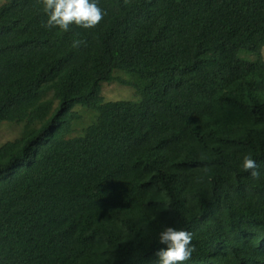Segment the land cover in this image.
Instances as JSON below:
<instances>
[{"label":"trees","instance_id":"trees-1","mask_svg":"<svg viewBox=\"0 0 264 264\" xmlns=\"http://www.w3.org/2000/svg\"><path fill=\"white\" fill-rule=\"evenodd\" d=\"M98 5L68 32L40 0L0 6V125L22 126L0 147V264H157L164 227L192 234L184 264H264V61L238 58L264 48V0ZM115 82L138 101L105 100Z\"/></svg>","mask_w":264,"mask_h":264},{"label":"clouds","instance_id":"clouds-1","mask_svg":"<svg viewBox=\"0 0 264 264\" xmlns=\"http://www.w3.org/2000/svg\"><path fill=\"white\" fill-rule=\"evenodd\" d=\"M43 12L48 17L47 28H59L68 32L72 25L84 29L96 27L104 18V11L99 7L98 0H40ZM82 42L73 41L72 46L78 47ZM242 167L250 172L252 178H259L258 165L251 153L243 156ZM192 234L174 227H164L159 233L158 243L166 247L160 248L155 255L157 264H184L194 252Z\"/></svg>","mask_w":264,"mask_h":264},{"label":"rangeland","instance_id":"rangeland-1","mask_svg":"<svg viewBox=\"0 0 264 264\" xmlns=\"http://www.w3.org/2000/svg\"><path fill=\"white\" fill-rule=\"evenodd\" d=\"M4 3H5V0H0V6H2ZM238 58L246 62H257L260 59L264 61V48L262 49L261 54H255L249 51L242 50L239 52ZM125 75L127 77H124V78L130 77V75L128 74H125ZM102 93H103L104 99L107 101H133V102L138 101L136 98V91L132 87L128 85H124L119 82L103 85ZM55 107H57V104ZM74 110L79 113L86 114L85 109H83L80 106L76 107ZM92 122H93V115L89 114L88 116L84 118L82 126L87 127ZM41 128H42V125L39 129H34V130L37 131V130H40ZM80 129L81 127H79L78 130ZM21 133H22V126L18 127V126H14L10 124H5V123L1 124L0 125V147L7 142L18 139L21 136ZM75 135H77V133H75ZM75 135H73V137H75Z\"/></svg>","mask_w":264,"mask_h":264},{"label":"bare ground","instance_id":"bare-ground-1","mask_svg":"<svg viewBox=\"0 0 264 264\" xmlns=\"http://www.w3.org/2000/svg\"><path fill=\"white\" fill-rule=\"evenodd\" d=\"M32 119V118H31ZM30 120V119H29ZM24 123V122H23ZM25 129V128H24ZM83 133H84V130H83Z\"/></svg>","mask_w":264,"mask_h":264}]
</instances>
